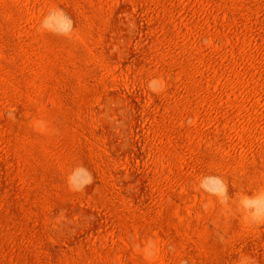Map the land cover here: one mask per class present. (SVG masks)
Instances as JSON below:
<instances>
[{"label": "rangeland", "instance_id": "1", "mask_svg": "<svg viewBox=\"0 0 264 264\" xmlns=\"http://www.w3.org/2000/svg\"><path fill=\"white\" fill-rule=\"evenodd\" d=\"M264 0H0V264H264Z\"/></svg>", "mask_w": 264, "mask_h": 264}, {"label": "clouds", "instance_id": "2", "mask_svg": "<svg viewBox=\"0 0 264 264\" xmlns=\"http://www.w3.org/2000/svg\"><path fill=\"white\" fill-rule=\"evenodd\" d=\"M240 207L251 221L260 222L264 220V195L243 197L240 200Z\"/></svg>", "mask_w": 264, "mask_h": 264}]
</instances>
